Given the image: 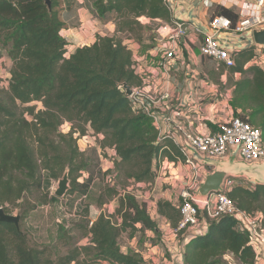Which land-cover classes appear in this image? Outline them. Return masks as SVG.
Segmentation results:
<instances>
[{
  "label": "trees",
  "instance_id": "16d2710c",
  "mask_svg": "<svg viewBox=\"0 0 264 264\" xmlns=\"http://www.w3.org/2000/svg\"><path fill=\"white\" fill-rule=\"evenodd\" d=\"M92 5L103 23L119 21L117 32L98 35L93 43L69 51L61 0H52L51 8L44 0H0V48L12 63L8 85L1 87L0 82V207L6 212L25 194L42 191L45 171L54 179L68 172L69 193L87 195L95 157L114 162L113 170H105L106 176L114 171L118 179L135 184L153 183L161 160L181 157L177 145L170 139L160 141L152 119L136 111L126 96L124 84L134 87L142 79L133 67V50L117 34L128 32L140 38L144 29L140 18L171 22L172 13L164 0H92ZM216 14L231 18L234 25L239 20V14L228 7H216ZM255 57V47L245 48L227 70L242 76L234 83L231 106L235 116L248 121L246 110L252 109L256 121L262 118L264 132V68L251 64ZM65 123L71 125L68 132L62 131ZM86 135L103 136L94 155L79 148L78 141ZM128 187L119 188V182L108 185L98 204L117 200L116 210L111 214L103 210L93 223L80 225L89 242H76L56 259L47 248L31 246L15 223L0 219V264H148L143 256L124 252L120 245L124 233L130 238L147 230L160 233L148 204ZM228 194L242 210L264 215V184L234 186ZM35 207L29 203L26 212ZM158 213L173 228L178 226V206L159 200ZM64 237L68 244L73 240ZM248 242L237 220L223 216L210 222L206 235L185 244L183 256L186 264H229L230 254L240 264H255L257 253Z\"/></svg>",
  "mask_w": 264,
  "mask_h": 264
},
{
  "label": "built area",
  "instance_id": "2783aa9c",
  "mask_svg": "<svg viewBox=\"0 0 264 264\" xmlns=\"http://www.w3.org/2000/svg\"><path fill=\"white\" fill-rule=\"evenodd\" d=\"M200 1L212 12L218 6L233 9L239 14L238 22L234 25L231 18L212 14L207 24H195L192 19L182 17V13H176L178 0H164L172 13L171 22H163L157 30L163 50L157 66L166 75L164 92L160 98H152L140 72V66L134 62L133 67L142 83L132 87L133 92L129 96L134 109L152 119L158 130L159 140H172L181 153V157L175 160L164 158L159 166L173 187L174 200L181 212L179 224L174 228L175 240L168 244L172 254L169 264H186L183 256L185 244L195 237L206 235L210 222L223 216H231L237 220L238 229L247 234L248 244L257 253L255 264H264V215L259 211L242 210L229 197L228 193L235 184L234 178L227 179L217 192L209 196H203L199 192L206 176L214 170L215 161L235 156L249 164L264 163L262 130L250 121L233 115L230 119L219 122L213 132L191 133L186 130L184 124L174 123L173 118L174 115L186 116L188 111L171 112L167 104L173 89L172 68L178 58H183V46L191 39V35L200 38L201 55L214 60L220 66L227 69L235 66L236 56L241 50L255 47L256 57L251 64L257 63L264 68V45H258L253 35L255 29L264 28V0ZM1 77L8 85V76ZM116 177L114 171L107 174L106 180L110 186L115 185ZM128 190L134 193L131 187H128ZM94 220L92 219L91 223ZM180 232L182 239L179 238Z\"/></svg>",
  "mask_w": 264,
  "mask_h": 264
},
{
  "label": "crops",
  "instance_id": "0c3cea01",
  "mask_svg": "<svg viewBox=\"0 0 264 264\" xmlns=\"http://www.w3.org/2000/svg\"><path fill=\"white\" fill-rule=\"evenodd\" d=\"M78 1L77 13L73 15V11L69 10L72 4H69L64 12L67 28L63 34L69 43L70 49H72L71 51L78 46L93 43L98 35H114L117 32L115 22L103 23L95 15L92 1L89 0L88 4H84L82 0ZM176 13H182V17L189 20L192 19L195 24H207L213 14L212 10L200 0L194 2L178 0ZM144 35L142 36L144 44H142V41L135 42L133 39H123L133 50V60L140 66V72L145 79L149 95L152 98H160L164 92L166 79L165 73L157 66V62L163 54L162 42L158 39L157 32L154 36L150 37V40L149 36ZM199 43L200 38L191 35V39L183 46L184 59L178 58L171 71L173 89L171 98L167 101V104L171 112H176V110H180L182 113L185 110L188 111L186 116L174 115V123L184 124L188 132L206 134L216 130L218 123L224 121V118L234 115L231 100L235 90L234 83L240 79V74H234L231 83L224 90L223 86L228 83V69L222 65H218L212 59L203 57L200 53ZM8 59H10L9 56ZM229 96L231 98L227 100L226 97L229 98ZM80 149L86 150V147H81ZM232 158L233 156H227L216 164V170L219 167V169H231L224 177L222 184L229 178H234V186H243L245 188H254L257 184H264V163L249 164L236 157ZM105 162L106 166L104 167L106 170L114 168V162L111 159H105ZM159 166H161V163ZM168 180L165 172L158 167L155 181L153 183H139L136 186L144 187L143 185H145L147 187L146 190L141 192V194L137 193L138 190H133V192L140 201L147 202L149 208H154V215L156 217L152 218L155 221H162L161 223L158 222L160 233L151 232L155 235L161 234L160 237L162 236L163 238L165 250L169 252L171 258L172 254L170 253L171 247L169 246V242H174L175 240L174 228L166 218L158 213L159 200H167L176 205L173 187ZM164 184L171 187H167L159 196L155 194L158 187ZM115 201L117 200H114V203ZM103 210L95 212V219ZM156 248L158 249V247ZM226 259L229 261V264H240L232 254L228 255ZM259 262L263 263L262 260H259Z\"/></svg>",
  "mask_w": 264,
  "mask_h": 264
},
{
  "label": "rangeland",
  "instance_id": "374dc122",
  "mask_svg": "<svg viewBox=\"0 0 264 264\" xmlns=\"http://www.w3.org/2000/svg\"><path fill=\"white\" fill-rule=\"evenodd\" d=\"M82 2H84V4H88L89 0H82ZM69 4H72L69 10H72L74 15L75 13H77L79 1L61 0V8L62 10H64V12ZM140 21L144 25L142 34L149 36V40L150 37L152 35L154 36L157 30L160 29L163 22H165L163 20H151L148 18H140ZM111 22H115L117 25L119 21L116 19ZM117 34L125 40L133 39L135 40V42L144 41V38H142V36L140 38H137V35L130 34L128 32H118ZM144 43L145 42H143L142 44ZM6 54V51L4 49H1V87L6 86V84L4 83L5 81L1 76H8V73L10 72L12 66V63L10 59H8V56ZM232 76L233 74L228 73V83L227 85L223 86L224 90L228 87V84L231 83ZM241 77L242 76L240 75V78ZM226 98L227 100H230L231 97L229 96V98ZM251 110L252 109L246 110V117L254 126L259 127L263 132V127L261 125L262 118L259 117L256 121L250 115ZM230 117H226L223 120H228L230 119ZM70 126L71 125L69 123H65L62 126V131L68 132L70 130ZM93 137L94 136L86 135L78 141L79 148L86 147V150H89L90 155H94V149L98 148V140L103 136L99 138H97V136H95L94 138ZM99 152H101L100 149ZM234 157L235 156H233L232 159H234ZM105 159L109 158H104L103 156H101L99 160L97 159V157L94 158L93 165L90 170V172L94 176V179L90 183L87 195L81 192L69 193L71 189L70 181V188L66 195L64 197H57L55 192L58 188L59 180L63 177V175L60 179H54L50 177L47 171H45L43 173V189L41 192H34L28 197H26L25 194L23 200L8 207L9 212L7 213L12 215H23V218L21 217L20 221V228L27 234L29 244L31 246L47 248L52 258L56 259L58 256L67 253L76 242H78L79 245L87 244L89 242L88 237H86V230L84 228H80V225L85 227L87 226L89 220L95 219V212L97 210L101 211L102 209H104L107 213L111 214L114 212L113 210L118 206L117 201H115L114 203V200L111 201L108 199L103 206H100L98 204L100 202L99 200L102 192L109 185L106 180V174H104L106 170L104 167L106 166ZM218 162L221 161H215L214 165L216 166ZM88 176L89 173H84V177ZM114 180L115 184L116 182H119V188H123V186H126L128 184L129 187H131L133 190H138V194H141V192H143L147 188L145 185H143L144 187H137L135 183L131 181H128L127 183V180L125 178L118 179V177H116L114 178ZM167 187L170 188L171 186L164 184L158 187L157 191H155V194L159 196ZM40 198H42V200L48 198V201H50L48 203H43L41 202V200L38 201ZM29 203L35 204L36 207L35 209L26 212V207ZM153 209V207L149 208V212L151 216L155 218L156 215H154ZM86 214L88 215V217H86ZM156 221L160 223L162 222L161 220ZM65 234L67 236H73V240H71L70 244H68L69 239L64 237ZM160 235H155L151 231H146L138 232L134 238H130L129 234L124 233L120 238V245L124 252L137 253L143 256L148 264H169L170 254L165 250V244L163 242L162 236L160 237ZM156 247H158V249ZM101 264L112 263L102 262Z\"/></svg>",
  "mask_w": 264,
  "mask_h": 264
},
{
  "label": "water",
  "instance_id": "95a60500",
  "mask_svg": "<svg viewBox=\"0 0 264 264\" xmlns=\"http://www.w3.org/2000/svg\"><path fill=\"white\" fill-rule=\"evenodd\" d=\"M45 4L51 8L52 0H44ZM254 40L257 44L264 45V28H257L253 32ZM126 96L132 95L133 89L130 85L124 84ZM246 163V162H245ZM214 168L213 172L209 173L201 188L200 194L203 196H209L213 192H217L220 189L224 177L230 172V168L217 169ZM216 170V171H215ZM70 188V177L69 173L65 172L63 177L59 180L58 188L56 189L57 197H64ZM0 219L3 222L15 223L20 228L21 215H12L6 212V210L0 207Z\"/></svg>",
  "mask_w": 264,
  "mask_h": 264
}]
</instances>
